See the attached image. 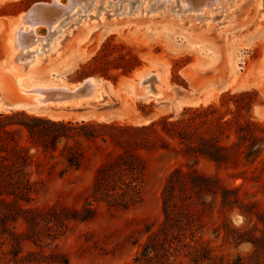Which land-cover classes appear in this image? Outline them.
Here are the masks:
<instances>
[{
  "label": "rangeland",
  "instance_id": "1",
  "mask_svg": "<svg viewBox=\"0 0 264 264\" xmlns=\"http://www.w3.org/2000/svg\"><path fill=\"white\" fill-rule=\"evenodd\" d=\"M52 1L0 0V99L8 97L17 101L21 98L29 103L21 109L3 107L0 114L24 111L52 121L139 127L163 117L174 121L186 108L215 104L221 113L230 112L227 116L234 120H252L264 125V0H223V4L222 0H217L203 12H176L179 7L167 12L169 4H177L175 0L167 2L166 9L157 2L151 11L144 7L138 9L142 0H135L131 5L133 12L125 0H101L98 10L99 3L95 7L97 0H93L90 10L68 18L57 35H49L45 24L38 27L36 34L45 37L41 42L48 49L38 64L30 69L13 66L10 62L11 37L23 13L35 5L33 18L55 21L62 12L69 11L55 7ZM188 1L201 5L204 0ZM59 2L66 5L69 0ZM108 3L109 8L104 10ZM145 3L142 4L145 6ZM157 6L159 8L155 10ZM216 8L211 13L214 18L208 17L207 11ZM91 9L98 12L97 16ZM41 11L48 13L50 18H43ZM107 41H112L117 48H110L105 54L111 52L118 56L131 52L142 66L131 74L111 70L110 74L116 80L100 74H86L84 68L94 63V57ZM141 73L151 78L142 83ZM88 77L100 81L102 91L107 89L104 100L101 93L94 100L75 105L73 101H57L36 106L33 95L22 97L17 89L18 79L27 87L50 84L70 88ZM144 87L155 92L159 90L161 94L150 96L148 88ZM45 94L58 98L62 92ZM242 94L245 95L239 98ZM236 104L248 106V111L237 112ZM128 138L124 148H143L137 149L145 165L141 200L125 209L93 198L92 187L100 164L97 159L85 163L79 170L49 159L41 167L40 175L35 173L33 176L34 180L42 178L45 181L43 189L31 202H24V206L44 211L48 218L60 215L63 210L83 211L87 207L95 209L96 215L87 221H64L63 227L52 223L51 232L43 223L44 232L39 243L22 238L23 255L35 251L36 258L44 260L40 264H52L48 262L63 257L68 259V264H141L136 258L150 233L161 231L165 223L162 203L165 182L174 170L188 166L219 179L222 192L211 195L210 203L195 207L194 241L187 232L186 238L172 248L166 264H264V226L255 213L245 211L264 213V148H255L262 152L253 163L242 154L237 165L220 168L213 161L200 158L187 162L186 166L184 158L177 152L181 147L177 141L167 138L171 149L166 150L148 145L147 132L128 135ZM235 139L232 135L230 141ZM148 148L159 149L150 151ZM36 170L34 167L33 171ZM238 196L249 204L247 208L241 209ZM233 209H238L247 218L243 230L230 226L229 214ZM13 227L20 233L28 232V224L23 220ZM49 233L53 237L48 238ZM254 237L259 238L256 246L250 241ZM2 241L0 238V252L8 253L10 244L2 246ZM245 241L252 245V251L240 255L236 252L237 246ZM185 243L190 247H185ZM197 245L205 249L203 252L211 256L210 260L195 259L193 247ZM3 257L1 264H15L10 261L9 254Z\"/></svg>",
  "mask_w": 264,
  "mask_h": 264
},
{
  "label": "trees",
  "instance_id": "2",
  "mask_svg": "<svg viewBox=\"0 0 264 264\" xmlns=\"http://www.w3.org/2000/svg\"><path fill=\"white\" fill-rule=\"evenodd\" d=\"M110 48H117V45L112 41L105 42L100 53L94 57V63L84 68L86 74H100L107 79L116 80L110 74L111 70L131 74L142 66L138 57L131 52L118 56L111 52L105 54ZM97 62L99 65H96ZM236 108L239 113L248 111V106L245 105L236 104ZM228 113L230 112L221 113L220 107L215 104L186 108L174 121L163 117L139 127L114 123L52 121L24 111L1 113L0 238L4 240L2 246L10 244L11 249L8 253L0 252V264L4 260L3 256L8 254L11 256L10 261L15 264H40L44 260H38L35 251L26 256L22 254V238L39 243L44 232L41 228L43 223L48 227L47 231L51 232L52 223L63 227L64 221H87L96 215L95 209L87 207L83 211L63 210L60 215L48 218L44 211L24 206V202H31L44 187L45 181L42 178L34 180L33 176L35 173L40 175L45 161H61L69 168L79 170L85 163L93 159L99 160L92 197L127 209L141 200L145 171L144 160L137 152V149L143 148L123 146L129 140L128 135L136 136L147 132L148 145L166 150L171 149L167 138L177 141L181 146L177 152L184 158L186 166L187 162L200 158H207L220 168L228 164L237 165L242 154L249 163L260 158L262 149L255 148H264V125L252 120H234L227 116ZM232 135L236 137L235 141H230ZM139 144L141 145H137ZM148 149L153 151L159 148ZM34 167L37 168L36 171H33ZM221 192L222 183L219 179L202 174L195 167H179L174 170L167 178L162 194L164 226L161 231L150 233L136 261L141 264H166L172 248L176 242L181 243L186 238L187 232H190L191 241H194V209L204 205L203 196H217ZM237 200L241 209L249 206L239 196ZM245 211L255 213L264 226V213L252 212L250 209ZM19 220L28 224V232L20 233L15 230L13 226ZM147 231L150 232L151 229ZM47 237L53 235L49 233ZM258 240L259 238L254 237L250 241L256 246ZM184 246L190 247L189 243ZM204 250L199 245L193 247L196 260L211 259L208 253L204 254ZM48 263L68 264V259L63 257Z\"/></svg>",
  "mask_w": 264,
  "mask_h": 264
},
{
  "label": "bare ground",
  "instance_id": "3",
  "mask_svg": "<svg viewBox=\"0 0 264 264\" xmlns=\"http://www.w3.org/2000/svg\"><path fill=\"white\" fill-rule=\"evenodd\" d=\"M171 1H173V0H153L152 3H150V2L147 3L146 0H142V3L146 2L145 6H144V4L140 3L138 9L141 7H144L147 11H151V8H153L157 2H159L162 7L164 5V9H166L167 6L165 4L167 2L171 3ZM175 1L177 4L176 5H175V3L172 5L169 4L168 9L166 10L167 12L173 11L174 8H176V7H179V10L176 12H179V11L185 12V11H192V10H196L197 12H200V11L203 12V10H205L204 9L205 7L208 8L212 5H215L217 0H204V1L202 0L203 2L201 5H193V3L188 1V0H175ZM230 1L231 0H226V2H230ZM125 2H128V4H130V8H131L130 12H133L131 5H132V3L136 2V1L135 0H125ZM98 3H99V6H97ZM118 3H119V1L114 3L116 7H117ZM52 4L55 7H61V9L62 8L67 9L69 11L62 12L60 15L56 14L57 16L59 15V17H57L55 21H50V19H49L50 17L48 15H46L48 13L44 14L43 11L40 12L41 16L43 18L49 19V21L47 19H46L47 21H43L40 19L33 18L31 16L27 17L26 13H23L20 16V22L15 27L13 35L11 37L10 62L13 64V66L25 67L26 69H30L33 66H35L36 64H38L41 61V58L46 54V52H48V49H45L43 47L44 46L43 42L45 41V37L38 36L37 35L38 33L36 34V30L38 29V27L45 24L48 26V29L50 31L49 35H52V36L54 34L57 35L58 31L61 32L63 30V29H61V31H60L59 28L64 26V22L68 18L75 16V15H78L81 12H85L86 10H90L89 8L92 7L93 0H80L77 2L74 0H69V3L66 5H64L63 3L61 4L59 2V0H53ZM101 4H102L101 0H97V3L96 4L94 3L93 6H95V7L97 6V8L99 10ZM109 4L110 3H108V5H106L103 9L106 10L107 8H109L108 7ZM222 4H223V0H222ZM37 5H39V4H37ZM40 8L43 9V7H41V5H40ZM158 8H159L158 6L155 7V10ZM215 10H217V8L216 9H209L207 11L208 17L214 18L211 13ZM44 12H45V10H44ZM72 12H74L73 15H71ZM91 13L97 16L98 12L92 10ZM99 15H100V13H99ZM102 16H104V15H102ZM85 19L87 20L88 17ZM91 19H93V18H91ZM58 22H59V24L56 25ZM41 41H43V42H41ZM52 42H53V40H52ZM50 50H51V46H50ZM149 78H151L150 75H144V73H143L141 75V82L143 83L144 81H146ZM89 81L91 82V88H92V92L90 94L73 96L71 98L65 97L63 94L62 95L58 94L59 96H58V98L56 96V98H57L56 99L53 96L49 97V95H47L45 93L50 92V91H59L62 93L75 92L78 88H80L82 86L81 82L79 85H77V84L72 85L73 88H68L67 86H62V85L60 86V85H50V84L49 85H43L42 84L40 86L39 85H33V86L31 85V86L27 87L26 85L22 84L18 79V81H17V87L18 88L17 89H18L19 93L22 95V97L33 95L34 96L33 100H34V103L36 106H39L40 104H45L47 102H57V101L65 102V101H72V100H79V99L85 100L86 98H88L86 100L89 101V100L96 99V97H99V95L101 94V89H100L101 83L99 84L95 80L94 77H89ZM157 83L159 84L158 80H157ZM144 88H148L149 91L147 92V94L150 96H157L158 94H161L159 90H157L155 92V91H152L151 88H149V87H144ZM7 89H8V87H7ZM10 90H7V92ZM43 94H45V95H43ZM20 99H18L16 101L13 98H8V97L4 98L3 97L0 99V109L3 107H5V108L11 107L9 109L26 108L27 104L29 105V103L25 99H21V100ZM88 101H86V102H88ZM79 102H76V103H79Z\"/></svg>",
  "mask_w": 264,
  "mask_h": 264
},
{
  "label": "clouds",
  "instance_id": "4",
  "mask_svg": "<svg viewBox=\"0 0 264 264\" xmlns=\"http://www.w3.org/2000/svg\"><path fill=\"white\" fill-rule=\"evenodd\" d=\"M204 201L210 203L212 201V196L210 194L204 196ZM246 217L238 210L233 209V211L229 214L230 226L237 230H243ZM252 251V245L249 242H241L236 249V252L240 255L247 254Z\"/></svg>",
  "mask_w": 264,
  "mask_h": 264
},
{
  "label": "water",
  "instance_id": "5",
  "mask_svg": "<svg viewBox=\"0 0 264 264\" xmlns=\"http://www.w3.org/2000/svg\"><path fill=\"white\" fill-rule=\"evenodd\" d=\"M36 11L35 5L31 7L27 12L26 16H34V13ZM82 86L78 88L75 92H67V93H62L65 97H73V96H80V95H85V94H90L92 92L91 88V82L89 81V77L81 81Z\"/></svg>",
  "mask_w": 264,
  "mask_h": 264
},
{
  "label": "crops",
  "instance_id": "6",
  "mask_svg": "<svg viewBox=\"0 0 264 264\" xmlns=\"http://www.w3.org/2000/svg\"><path fill=\"white\" fill-rule=\"evenodd\" d=\"M34 69H35V68H34ZM34 69H33V70H34ZM33 70H31V71H33ZM33 73H35V70L33 71ZM95 80H96L99 84L101 83V82L98 81L96 78H95ZM76 84L79 85L80 83H75V84H73V85H76ZM100 87H101V88H100V89H101V93H102V95H103V98H102V99L104 100V97L106 96L107 89L104 88V91H102V84H101ZM70 88H73V86H71ZM72 101H73V103H74L73 105H75L76 102L81 101V103H84V102H86V101H88V100H80V99H79V100H72ZM76 105H78V104H76ZM13 107H14V106H13ZM9 108H11V107H9Z\"/></svg>",
  "mask_w": 264,
  "mask_h": 264
}]
</instances>
